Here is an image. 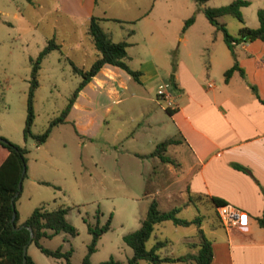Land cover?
I'll use <instances>...</instances> for the list:
<instances>
[{
  "label": "rangeland",
  "instance_id": "rangeland-1",
  "mask_svg": "<svg viewBox=\"0 0 264 264\" xmlns=\"http://www.w3.org/2000/svg\"><path fill=\"white\" fill-rule=\"evenodd\" d=\"M229 1L205 0L201 5L216 6ZM248 1L240 7L241 16L244 24L254 27L256 9L264 8V0ZM191 13L193 21L181 31L183 19ZM89 15L103 17L98 23L112 41L128 42L125 61L140 71L139 81L129 76L115 101L97 85L86 88L78 98L79 106L69 108L65 120L53 125L45 140L35 145L32 137H22L30 61L48 39L58 44L41 57L36 71L30 131L38 133L58 115L80 78L72 72L70 62L87 68L97 55L86 32ZM217 20L230 34H235L240 25L228 13L217 16ZM181 36L185 37L184 45L178 39ZM213 48L217 58L221 52L228 53L221 31L196 9L194 0H0V136L27 149L25 174L13 202L16 223H22L39 204L46 208L66 207L64 217L75 227V233L59 231L41 237L39 242L50 248H70L71 264H78L85 252L90 234L84 218L94 222L95 209L99 223L108 213L111 215L109 228L89 254L90 264L108 256L125 264L131 249L121 236L139 225L151 198L160 209L178 207V217L191 219L198 215L199 227L212 239L209 227L219 224L215 209L202 197L192 196V201H187V196L177 191L178 180L170 174L171 169L179 168L176 147L172 146L175 143L168 144L164 152L170 162L134 153H147L156 141L173 132L164 110L170 102L156 94V89L161 85L165 93L173 92L168 73L178 58L199 70L204 79L212 82L206 76L210 70L221 81ZM186 50L191 54L187 55ZM234 75L230 83L244 82L238 74ZM212 230L220 232L218 226ZM155 239H166V244L157 249L160 255L190 251L198 241L196 225L162 220L153 225L145 247H150ZM26 250L36 264H64L61 258L44 255L33 242L27 243ZM134 264L152 263L138 259Z\"/></svg>",
  "mask_w": 264,
  "mask_h": 264
},
{
  "label": "crops",
  "instance_id": "crops-1",
  "mask_svg": "<svg viewBox=\"0 0 264 264\" xmlns=\"http://www.w3.org/2000/svg\"><path fill=\"white\" fill-rule=\"evenodd\" d=\"M178 39L185 44L184 36ZM227 50L228 53L221 52L217 58L216 49H212L214 64L221 73L232 62ZM185 53L191 54L189 50ZM233 53L244 77L233 70L226 81L221 76V83L209 70L206 76L213 79L211 82L182 58L175 61L168 73L173 79L172 84L169 82L173 92L164 110L173 126L170 136L177 139L172 146L176 147L179 160V168L171 169L170 174L178 180L177 191L183 195H211L246 215L245 224L240 227L226 229L221 224L209 227L213 234L209 239L212 249L209 264H264V226L255 220L262 206L264 188V67L261 63L264 42L256 38L236 43ZM235 73L245 83L238 80L230 83ZM128 77L118 66L103 63L78 90L71 107L79 106V96L92 85L105 89L115 101ZM245 77L255 86L261 101L249 89ZM216 226L220 232L212 230ZM193 246L190 251L173 256L195 252L196 243Z\"/></svg>",
  "mask_w": 264,
  "mask_h": 264
},
{
  "label": "trees",
  "instance_id": "trees-1",
  "mask_svg": "<svg viewBox=\"0 0 264 264\" xmlns=\"http://www.w3.org/2000/svg\"><path fill=\"white\" fill-rule=\"evenodd\" d=\"M31 2V0H26ZM95 1V0H93ZM205 0H194L196 9H199L204 17L212 24L215 29L221 31L222 40L227 46L232 56L231 64L223 70L222 78L227 80L233 70H237L241 76H244L242 68L237 64L233 53V45L240 42L250 41L253 39H260L264 42V12L261 8L256 9L257 25L254 27L244 24L240 7L247 5L248 0H230L229 2L216 6H202L201 3ZM228 13L234 16L240 25L237 27L235 34H230L225 29L224 23L217 20V16ZM103 17L89 15L86 32L90 36L92 44L96 49L97 55L92 60L87 68L79 67L70 62L72 72L78 74L80 77L75 87L71 91L66 104L60 110L58 115L52 117L47 125L38 133L30 131V125L33 118L32 109V96L35 87L37 86L36 71L39 66L41 57L49 51V49L58 47V44L48 39L46 44L37 52L34 59H32L30 69L28 86L25 97V116L22 126V137L25 139L30 136L34 139L35 145L42 143L47 137L50 128L65 120V116L71 107V104L78 92V90L93 76L103 63L118 66L123 69L131 78L139 81L138 76L140 71L130 68L125 59L127 57L125 47L128 42L125 39L112 41L108 32L105 31L98 23V20ZM194 18V14H189L183 19L181 31H183ZM169 82L172 84L173 79L168 76ZM251 91L257 96L256 88L253 84H248ZM258 100H260L258 98ZM261 101V100H260ZM177 139L167 136L155 142L152 149L144 154V156H156L162 162H170L171 159L164 154L166 146L170 143H176ZM26 148L22 145H17L0 136V264H21V248L23 244L33 242V244L44 255L52 258L63 259L64 264H71L69 256L71 253L70 248L61 249L60 245L50 248L42 245L39 242L41 237H50L51 235L63 231L70 235L75 233V227L70 224L64 217L66 207L60 205L46 208L43 204H39L31 209L26 218L22 221L24 226L13 229L9 221L11 213L14 212L13 224L16 223V211L13 205L15 196L19 192L17 183L25 174V157L24 153ZM240 167V166H238ZM47 183L46 181H41ZM17 191V194L10 200V196ZM263 202L258 215L255 220L259 226H264V188ZM193 197H202L209 201L211 206L215 209L217 204L223 201L217 197L208 195H193L187 194V201H192ZM178 207L174 206L169 209H160L154 198H151L147 204L145 213L139 221V225L124 234L121 238L125 244L131 249V254L125 260V264H134L138 259H144L152 264L161 261H175V260H190L191 264H209L212 256V249L210 240L204 235L202 229L199 227V216L195 215L191 219L178 217L176 212ZM98 209H95V220L89 222L85 220L87 232L90 238L86 243V249L78 264H90L89 254L95 249V244L99 235L109 228L110 213L102 223L98 222ZM169 219L173 224L187 225L194 223L196 225V233L198 241L196 242L197 248L195 252H187L182 255H160L157 249L166 244V239H155L150 247H145V241L149 237L153 225L162 220ZM219 221V220H218ZM220 224V222H219ZM25 226H29L31 236L29 239V231ZM118 261L108 256L104 260H100L95 264H117ZM23 264H35L30 256L25 252Z\"/></svg>",
  "mask_w": 264,
  "mask_h": 264
},
{
  "label": "built area",
  "instance_id": "built-area-1",
  "mask_svg": "<svg viewBox=\"0 0 264 264\" xmlns=\"http://www.w3.org/2000/svg\"><path fill=\"white\" fill-rule=\"evenodd\" d=\"M261 63L264 67V53L261 59ZM156 94L162 95L164 98L168 99L169 94L165 93L162 90L161 85H158L156 89ZM216 216L221 224L226 229L240 227L245 224V213L237 208L232 206L229 203H220L215 206Z\"/></svg>",
  "mask_w": 264,
  "mask_h": 264
},
{
  "label": "water",
  "instance_id": "water-1",
  "mask_svg": "<svg viewBox=\"0 0 264 264\" xmlns=\"http://www.w3.org/2000/svg\"><path fill=\"white\" fill-rule=\"evenodd\" d=\"M19 186H20V180H19L18 183H17V187H18V188H19ZM16 194H17V191H15V192L10 196V200H12L13 197H14ZM13 216H14V212L11 213V216H10V219H9V221H10V223H11L13 229H16V228H19V227L24 226L23 223H20V224H18V225H14V224H13V221H12V220H13ZM25 227H26V228L28 229V231H29V239H30V236H31L30 228H29V226H25ZM25 252H26V243L23 244V245H22V248H21V254H22L21 264L24 263V254H25Z\"/></svg>",
  "mask_w": 264,
  "mask_h": 264
}]
</instances>
